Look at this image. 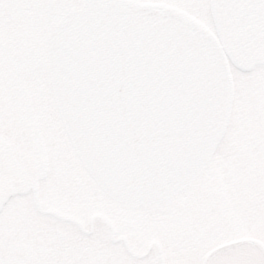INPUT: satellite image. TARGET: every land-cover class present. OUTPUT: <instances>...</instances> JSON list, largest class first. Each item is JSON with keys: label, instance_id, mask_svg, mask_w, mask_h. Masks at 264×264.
<instances>
[{"label": "flooded vegetation", "instance_id": "obj_1", "mask_svg": "<svg viewBox=\"0 0 264 264\" xmlns=\"http://www.w3.org/2000/svg\"><path fill=\"white\" fill-rule=\"evenodd\" d=\"M81 2L0 0V107L35 132L27 95L37 93L34 109L51 113L46 23ZM234 72L235 102L256 122L261 159H242L225 181L206 169L163 212L106 198L61 135L51 151L39 134L0 140L1 172L17 178L0 214V264H264V66Z\"/></svg>", "mask_w": 264, "mask_h": 264}, {"label": "water", "instance_id": "obj_2", "mask_svg": "<svg viewBox=\"0 0 264 264\" xmlns=\"http://www.w3.org/2000/svg\"><path fill=\"white\" fill-rule=\"evenodd\" d=\"M211 12L220 42L185 14L162 5L116 4L110 0L99 5L89 4L74 18L71 28L93 44L95 51L90 62L107 63L108 69L111 66L115 69H107L104 75L99 71L95 74L94 70L82 72L81 66L77 69V76L62 70L61 80L72 82L64 83V88L56 94L58 99L61 95L66 97L73 107V121L66 114L63 116L72 140L86 136L81 144L76 140V149L90 172L93 173L94 166L87 162L82 147L91 151L94 146H104L107 156L104 163L120 156L118 160H111L110 168L115 170L111 176L97 181L113 199L156 202L160 205V201H167L170 195L191 181L211 159L228 123L232 84L224 51L227 50L233 64L243 70L252 67V64L264 63V0H211ZM114 21L116 27L112 31L110 26ZM122 24L135 25L132 35L136 42L131 47L132 51L122 55L114 46L115 52L106 56L102 53L107 50L103 41L108 34L120 35ZM145 39L157 42L159 53L151 52ZM144 42H147L148 52L143 49ZM128 55L134 58L132 74L142 61L152 72L144 80V92L138 93L144 88L135 87V95L127 93L122 103L128 114L124 122L115 119L111 122L110 117L115 115V111L107 106L95 89L111 84L117 90L122 89L123 93L127 90L125 85L142 82L140 73L128 80V71L121 73V80L118 81L121 63L123 66V60L128 62L132 57ZM237 57L245 60L238 62ZM97 59L103 62H97ZM111 77L113 84L110 83ZM122 78L126 80L124 83ZM83 89L91 91V95ZM138 97H142V102H136ZM58 105L65 112L61 99ZM158 112H161L160 115H156ZM162 141L172 146H161ZM160 146L163 149L159 150ZM197 147L196 154H191ZM158 151H162L159 157ZM127 159H132L134 163L130 166L122 164ZM140 168L147 175H153L155 183H164L163 192L150 193L147 184H153L133 176L132 172ZM163 173L166 175L164 181L161 180ZM120 178L132 180V186L126 185ZM143 181L144 184H141ZM8 195V188L0 183V207Z\"/></svg>", "mask_w": 264, "mask_h": 264}, {"label": "rangeland", "instance_id": "obj_3", "mask_svg": "<svg viewBox=\"0 0 264 264\" xmlns=\"http://www.w3.org/2000/svg\"><path fill=\"white\" fill-rule=\"evenodd\" d=\"M141 1H157V2H165L168 4L178 5L183 9H187L193 14L200 17V19L209 22V12H208V0H141ZM29 93V92H28ZM29 103L33 106V103H36L40 98L35 93H29ZM52 105V104H51ZM241 108V107H239ZM38 111L41 112L39 108ZM14 112V111H13ZM12 112V113H13ZM42 113V112H41ZM53 113V111H52ZM242 111L236 110L233 116V119L228 127L226 137L218 150L217 158L215 160V164L210 168L209 174L211 177L215 172L220 170V175H222V180L225 181L228 175H236L235 170L238 169L237 165L233 166L232 164L236 162L237 156L242 159H245L246 163L251 164L261 159V149L259 148L260 144L255 143L258 141V138L255 136V128L256 122L249 120L243 116ZM241 115V117H240ZM34 121L38 124V133L41 138H43L44 145H46V137L45 135H50L53 131L44 132L45 128L41 123L37 113L33 112ZM254 128V129H253ZM32 134V129L27 128L24 124L19 122L18 117L15 113L14 116L9 119L0 121V136L5 138H11L14 142H20L26 140L28 136ZM247 144H252L245 152H240L242 147ZM243 147V148H244ZM46 148V147H45ZM246 148V147H245ZM47 149V148H46ZM244 150V149H243ZM240 152V153H239ZM247 153H250V155ZM242 160H240L241 162ZM239 162V161H238ZM218 163H225L226 165H221ZM218 166H222L219 167ZM233 166V167H232ZM213 182V181H212ZM218 184V183H217ZM215 182L212 184L214 189L218 188Z\"/></svg>", "mask_w": 264, "mask_h": 264}, {"label": "bare ground", "instance_id": "obj_4", "mask_svg": "<svg viewBox=\"0 0 264 264\" xmlns=\"http://www.w3.org/2000/svg\"><path fill=\"white\" fill-rule=\"evenodd\" d=\"M61 87H62V85H61ZM64 87V86H63ZM105 100L106 101H108L109 99H110V97H109V93L107 92L106 94H105ZM136 101H139V102H142V97H138L137 99H136ZM101 161H102V159H101ZM140 173H142V170L141 169H138L137 170V173H136V176H138ZM143 176V174H141V177ZM133 182H135V179H133Z\"/></svg>", "mask_w": 264, "mask_h": 264}]
</instances>
